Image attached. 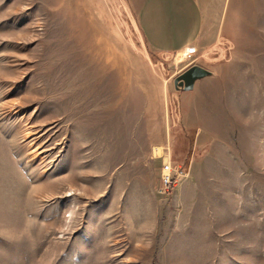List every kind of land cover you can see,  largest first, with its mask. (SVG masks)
<instances>
[{
    "label": "rangeland",
    "instance_id": "374dc122",
    "mask_svg": "<svg viewBox=\"0 0 264 264\" xmlns=\"http://www.w3.org/2000/svg\"><path fill=\"white\" fill-rule=\"evenodd\" d=\"M206 1L162 54L138 0H0V264H264V0Z\"/></svg>",
    "mask_w": 264,
    "mask_h": 264
},
{
    "label": "crops",
    "instance_id": "0c3cea01",
    "mask_svg": "<svg viewBox=\"0 0 264 264\" xmlns=\"http://www.w3.org/2000/svg\"><path fill=\"white\" fill-rule=\"evenodd\" d=\"M231 8L229 1H223L211 22L208 12L211 7L206 0H138L136 22L151 49L162 54H176L213 46L218 39V17H224L223 26L229 25ZM208 71L210 76L214 73L211 69ZM206 78L208 75L196 80L194 88L198 81H206Z\"/></svg>",
    "mask_w": 264,
    "mask_h": 264
},
{
    "label": "water",
    "instance_id": "95a60500",
    "mask_svg": "<svg viewBox=\"0 0 264 264\" xmlns=\"http://www.w3.org/2000/svg\"><path fill=\"white\" fill-rule=\"evenodd\" d=\"M209 74V71L199 65H191L174 79L175 88L182 87L184 90H191L197 79Z\"/></svg>",
    "mask_w": 264,
    "mask_h": 264
},
{
    "label": "built area",
    "instance_id": "2783aa9c",
    "mask_svg": "<svg viewBox=\"0 0 264 264\" xmlns=\"http://www.w3.org/2000/svg\"><path fill=\"white\" fill-rule=\"evenodd\" d=\"M171 165L170 164H165L163 166V175H162V182H163V187L164 189H167L169 186L172 185V176H171Z\"/></svg>",
    "mask_w": 264,
    "mask_h": 264
}]
</instances>
